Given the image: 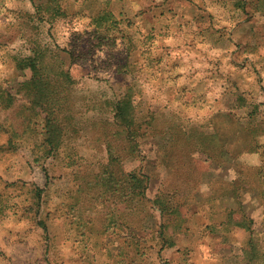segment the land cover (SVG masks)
<instances>
[{"label": "rangeland", "instance_id": "1", "mask_svg": "<svg viewBox=\"0 0 264 264\" xmlns=\"http://www.w3.org/2000/svg\"><path fill=\"white\" fill-rule=\"evenodd\" d=\"M0 264H264V0H0Z\"/></svg>", "mask_w": 264, "mask_h": 264}, {"label": "trees", "instance_id": "2", "mask_svg": "<svg viewBox=\"0 0 264 264\" xmlns=\"http://www.w3.org/2000/svg\"><path fill=\"white\" fill-rule=\"evenodd\" d=\"M42 56L37 53L20 58L18 61L19 69H30L26 79L21 83L22 88L26 91L33 110L40 109L45 113V141L48 143V150L51 152L60 144L63 135V127L60 124L59 112L60 101L57 99L53 90H51L48 76L42 71ZM135 105L126 94L116 105V117L121 121L122 126L127 127L130 135H134L137 128H133L136 121ZM132 177L135 185L143 187V179L138 174L133 173Z\"/></svg>", "mask_w": 264, "mask_h": 264}]
</instances>
